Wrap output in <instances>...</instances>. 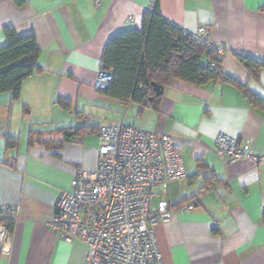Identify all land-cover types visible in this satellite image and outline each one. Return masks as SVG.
Returning a JSON list of instances; mask_svg holds the SVG:
<instances>
[{"label":"crops","instance_id":"crops-1","mask_svg":"<svg viewBox=\"0 0 264 264\" xmlns=\"http://www.w3.org/2000/svg\"><path fill=\"white\" fill-rule=\"evenodd\" d=\"M151 5L180 29L205 26L228 52L222 78L201 86L172 79L157 107L94 89L104 47L140 29ZM7 27L34 35L42 71L23 81L17 99L0 95V210L18 209L0 264L84 263L85 246L59 239L48 224L77 172L97 168V129L118 124L169 135L180 154L185 177L155 189L171 207L155 228L163 264H264V163L218 158L213 143L222 131L264 157V68L250 76L237 58L264 62V0H0V46ZM75 127L91 129L60 143L54 130ZM31 130L45 131L44 143L30 145ZM5 135L18 139L16 149H5ZM190 203L191 211H177Z\"/></svg>","mask_w":264,"mask_h":264},{"label":"built area","instance_id":"built-area-1","mask_svg":"<svg viewBox=\"0 0 264 264\" xmlns=\"http://www.w3.org/2000/svg\"><path fill=\"white\" fill-rule=\"evenodd\" d=\"M153 8L151 5L148 12ZM181 32L182 37H190L214 52L216 62L210 63L211 70L228 54L210 39L205 26ZM110 80L111 75L100 70L94 89L102 92ZM96 135L97 168L77 172L69 190L58 195L48 224L50 230L65 242L76 240L85 246L83 264H163L155 228L170 218L171 207L155 189L164 193L171 183L185 177L172 138L123 124L101 126ZM213 143L218 158L243 160L253 168L264 163V157L255 154L247 142L222 131L217 132ZM193 208L190 203L177 211ZM17 213L16 207L0 210V252L9 240L2 221L14 222Z\"/></svg>","mask_w":264,"mask_h":264},{"label":"trees","instance_id":"trees-1","mask_svg":"<svg viewBox=\"0 0 264 264\" xmlns=\"http://www.w3.org/2000/svg\"><path fill=\"white\" fill-rule=\"evenodd\" d=\"M25 0H13L17 6ZM6 43L0 46V95L10 94L17 99L24 80L42 71L37 64L40 49L33 34L19 36L13 28L4 29ZM250 76H255L264 62L246 56L237 57ZM216 62L214 52L205 45H199L190 37H182L181 29L167 22L154 6L146 12L140 29H130L116 33L104 47L101 69L111 75V80L102 91L108 97L121 102L133 101L146 106L157 107L160 96H155L152 84L166 87L172 79L201 86L210 80L222 78L221 64L210 69V63ZM244 96L254 107H261L262 100L250 94L246 89ZM58 104L71 112V105L66 101ZM89 127L56 129L63 140L70 142L74 137L83 136ZM45 131L31 130L29 144L44 143L40 140ZM5 149L14 150L18 146L16 137L5 135ZM60 143L58 145H60ZM8 231L12 230L13 221H2Z\"/></svg>","mask_w":264,"mask_h":264},{"label":"water","instance_id":"water-1","mask_svg":"<svg viewBox=\"0 0 264 264\" xmlns=\"http://www.w3.org/2000/svg\"><path fill=\"white\" fill-rule=\"evenodd\" d=\"M152 88H153V92L155 94V96H160L162 95L163 92V88L161 86H158L157 84H152ZM152 97L149 98V101H152Z\"/></svg>","mask_w":264,"mask_h":264}]
</instances>
